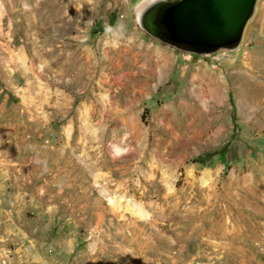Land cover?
Wrapping results in <instances>:
<instances>
[{"label":"rangeland","instance_id":"obj_1","mask_svg":"<svg viewBox=\"0 0 264 264\" xmlns=\"http://www.w3.org/2000/svg\"><path fill=\"white\" fill-rule=\"evenodd\" d=\"M142 1L0 0V264H264V0L206 55Z\"/></svg>","mask_w":264,"mask_h":264},{"label":"water","instance_id":"obj_2","mask_svg":"<svg viewBox=\"0 0 264 264\" xmlns=\"http://www.w3.org/2000/svg\"><path fill=\"white\" fill-rule=\"evenodd\" d=\"M255 0H157L139 25L160 41L203 53L238 45Z\"/></svg>","mask_w":264,"mask_h":264},{"label":"bare ground","instance_id":"obj_3","mask_svg":"<svg viewBox=\"0 0 264 264\" xmlns=\"http://www.w3.org/2000/svg\"><path fill=\"white\" fill-rule=\"evenodd\" d=\"M157 0H144L142 1L139 5H138V10H137V19L139 17V15L141 14V12L143 11V9L145 7H147L148 5H150L151 3H154L156 2ZM256 1L255 0V4H256ZM255 4H254V8H255ZM254 8H253V11H254ZM253 14V12H252ZM251 14V15H252ZM250 18V17H249ZM248 18V19H249ZM247 19V20H248ZM222 49H228V48H224V47H221ZM202 54H208V52H203ZM157 61V60H156ZM155 61V62H156ZM156 65V64H155ZM95 69V68H94ZM95 73V72H94ZM72 75V74H71ZM94 77V74L92 73V70H89V69H79L77 72H75L73 74V80L76 82V84H79L80 86H82L83 88H87L88 86L91 87L92 91L94 89H97L99 87V85H97V83L93 82L92 79ZM79 86V87H80Z\"/></svg>","mask_w":264,"mask_h":264}]
</instances>
